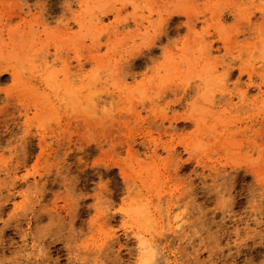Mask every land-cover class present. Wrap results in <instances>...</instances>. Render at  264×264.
<instances>
[{
    "label": "rangeland",
    "instance_id": "obj_1",
    "mask_svg": "<svg viewBox=\"0 0 264 264\" xmlns=\"http://www.w3.org/2000/svg\"><path fill=\"white\" fill-rule=\"evenodd\" d=\"M262 146L264 0H0V264H264Z\"/></svg>",
    "mask_w": 264,
    "mask_h": 264
},
{
    "label": "bare ground",
    "instance_id": "obj_2",
    "mask_svg": "<svg viewBox=\"0 0 264 264\" xmlns=\"http://www.w3.org/2000/svg\"><path fill=\"white\" fill-rule=\"evenodd\" d=\"M250 76H251V75H250ZM25 104H26V103H25ZM22 106H23V105H22ZM23 107H25V105H24ZM24 109H25V108H24ZM27 109H29V108H27ZM25 118H26V117H25ZM26 123H27V122H26ZM22 125H24V124H22ZM42 143H44V142H42ZM262 148L264 149V147L262 146V147L260 148V151L263 150ZM261 149H262V150H261ZM262 153H264V152L262 151ZM262 153H260V158H261V154H262ZM263 157H264V155H263ZM263 157H262V158H263ZM34 183H37V181L35 180ZM40 185H41V184H40ZM55 202H56V201H55ZM56 204H57V203H56ZM53 206H54V205H53ZM56 207H57V206H56ZM56 207H55V208H56ZM51 209H52V208H51ZM51 209H50V210H51ZM56 209H57V208H56ZM43 211L45 212V211H47V210H42V212H43ZM48 211H49V210H48ZM53 211H55V210H53ZM37 212L39 213L40 211H37ZM51 212H52V211H51ZM55 212H56V211H55ZM38 213H37V214H38ZM45 213H46V212H45ZM57 213H59V212H57ZM34 214H35V213H34ZM37 214H35V215H37ZM41 214H42V217H43V213H41ZM47 214H48V215H47ZM47 214H46L47 217H49V213H47ZM50 214H51V213H50ZM52 214H53V212H52ZM52 214H51V215H52ZM53 215H54V214H53ZM53 215H52V216H53ZM58 215H59V214H58ZM37 216L40 217L41 215L39 214V215H37ZM37 216H36V217H37ZM52 216H50V217H51V218H50V221H52L51 219H55V217L52 218ZM55 216H56V214H55ZM39 217H38V218H39ZM40 219H42V218L40 217ZM48 219H49V218H48ZM56 220H57V219H55L54 222H56ZM54 222L52 221L51 223H50V222H49V223H50V225H53V226H54V224H53ZM82 222H83V221H82ZM82 222H81V224L84 225ZM56 223H57V222H56ZM56 223H55V227H56V225H57ZM53 228H54V227H53ZM53 228H52V229H53ZM57 228H58V226H57L56 228L53 229V232H52V230H50V231H51V235H53L55 229H57ZM57 230H58V232H59V229H57ZM57 230H56V231H57ZM56 231H55V232H56ZM59 233H60V232H59ZM55 234H56V236H57L58 233L56 232ZM55 234H54V236H55ZM49 235H50V233H49ZM51 235H50V236H51ZM56 239H57V238H56ZM65 243H66V249L68 250L69 247H67V240H66V239H65ZM68 243H70V242H68ZM152 246H153V249H154L155 244H152V245L150 244V248H151ZM56 249H57V248H56ZM58 249H59V248H58ZM60 249H61V248H60ZM60 249H59V250H60ZM59 250H57V251H59ZM64 250H65V248H64ZM54 251H55V250H54ZM152 251H153V250H152ZM56 253H57V252H56ZM58 253H59V252H58ZM154 261H155V260H152L149 264H153Z\"/></svg>",
    "mask_w": 264,
    "mask_h": 264
}]
</instances>
